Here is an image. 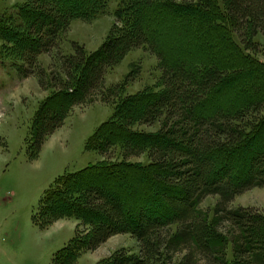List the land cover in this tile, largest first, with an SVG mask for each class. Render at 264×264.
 Segmentation results:
<instances>
[{"label":"trees","instance_id":"16d2710c","mask_svg":"<svg viewBox=\"0 0 264 264\" xmlns=\"http://www.w3.org/2000/svg\"><path fill=\"white\" fill-rule=\"evenodd\" d=\"M105 2L24 0L14 15L0 17L1 49L20 63L21 78L36 75L44 88L38 57L59 48L71 21L97 16ZM160 8L206 21L219 12L245 51L264 53V0H120L99 51L88 55L70 43L72 54L58 58L61 76L51 75L55 91L30 128L32 159L129 52L148 48L161 75L157 92L115 95L112 116L87 142L101 154L115 147L126 159L145 154L148 164L105 160L59 176L44 192L33 216L36 226L72 218L87 228L57 252L55 264H73L81 252L95 251L118 235L134 238L138 254L122 249L101 264H194L195 257L204 264H264V215L250 207H226L246 191L264 189V64L253 54L240 67L165 58L149 18ZM239 84L242 100L216 106L219 94ZM155 124L154 134L134 129ZM209 196L219 199L216 223L196 209ZM219 225H226L225 234ZM174 249L184 253L176 263L169 255Z\"/></svg>","mask_w":264,"mask_h":264},{"label":"rangeland","instance_id":"374dc122","mask_svg":"<svg viewBox=\"0 0 264 264\" xmlns=\"http://www.w3.org/2000/svg\"><path fill=\"white\" fill-rule=\"evenodd\" d=\"M119 2L106 0L97 16L71 21L59 48L38 57V66L45 72L44 88L39 86L36 75L29 78L19 76L16 66L20 63L13 56H5L0 41V264H55L57 252L76 235L87 231L80 221L72 218L59 219L46 228L34 224L33 216L39 202L56 178L105 160H125L144 166L149 162L145 154L126 159L119 147L101 154L87 144L94 132L112 116L113 103L118 101L115 95L124 98L160 89L159 63L148 48L129 52L115 68L107 71L101 89L88 102L74 107L63 126L44 142L38 157L30 158V128L45 99L55 91L50 79L52 74H61L59 56L72 54L71 42L83 46L88 55L99 51L115 24ZM23 3L24 0H0V17L14 15L16 7ZM149 15L150 26L158 32L167 59L193 58L202 64L212 61L240 67L245 58L253 54L264 64V53L245 51L228 25L221 21L219 12L214 11L208 21L171 16L163 8L150 11ZM219 93L217 91L215 95ZM242 94L243 84H239L233 92L219 94L216 106L235 104L242 100ZM158 128V124L134 127L152 134ZM218 201L216 196L206 197L196 209L210 222L216 223ZM239 206L254 208L264 215V189L246 191L226 205L227 208ZM219 231L225 234L226 225H219ZM122 249L133 254L139 251L134 238L118 235L95 251L81 252L73 264H101ZM169 255L176 263L184 253L174 249ZM194 264L204 262L195 257Z\"/></svg>","mask_w":264,"mask_h":264}]
</instances>
